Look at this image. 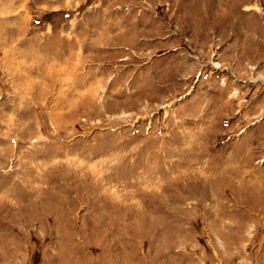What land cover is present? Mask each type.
<instances>
[{"label":"rangeland","instance_id":"obj_1","mask_svg":"<svg viewBox=\"0 0 264 264\" xmlns=\"http://www.w3.org/2000/svg\"><path fill=\"white\" fill-rule=\"evenodd\" d=\"M52 2L0 65V264H264V0Z\"/></svg>","mask_w":264,"mask_h":264},{"label":"crops","instance_id":"obj_2","mask_svg":"<svg viewBox=\"0 0 264 264\" xmlns=\"http://www.w3.org/2000/svg\"><path fill=\"white\" fill-rule=\"evenodd\" d=\"M29 4L52 6L54 3L52 0H0V65L11 63L12 69H19L30 67L26 63L31 60L45 59L41 46L19 41L20 36L25 35V28L29 20L28 14H31V10L26 8V5ZM6 23L11 27H5ZM65 62H67V58H65ZM20 79V77H14L17 83H20Z\"/></svg>","mask_w":264,"mask_h":264},{"label":"bare ground","instance_id":"obj_3","mask_svg":"<svg viewBox=\"0 0 264 264\" xmlns=\"http://www.w3.org/2000/svg\"><path fill=\"white\" fill-rule=\"evenodd\" d=\"M217 65V64H216ZM257 220H259V222H260V225H261V227L260 228H262L263 230H264V225L262 224V222H261V219L260 218H258ZM258 225V224H257ZM238 226V225H237ZM240 228H243V225L241 224L240 225ZM240 230V229H239ZM240 231H242V230H240Z\"/></svg>","mask_w":264,"mask_h":264}]
</instances>
